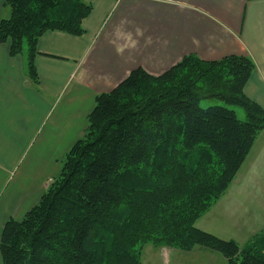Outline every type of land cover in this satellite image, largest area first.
Wrapping results in <instances>:
<instances>
[{"label": "trees", "instance_id": "trees-1", "mask_svg": "<svg viewBox=\"0 0 264 264\" xmlns=\"http://www.w3.org/2000/svg\"><path fill=\"white\" fill-rule=\"evenodd\" d=\"M0 43L25 53L37 83L36 43L47 31L82 36L83 0H5ZM246 56L203 61L194 55L159 75L138 67L95 96L83 134L65 153L38 202L0 233L2 264H143L147 244L202 248L224 264H264V228L243 245L195 224L234 179L264 128V109L244 86ZM204 99L239 107L201 108Z\"/></svg>", "mask_w": 264, "mask_h": 264}, {"label": "crops", "instance_id": "crops-1", "mask_svg": "<svg viewBox=\"0 0 264 264\" xmlns=\"http://www.w3.org/2000/svg\"><path fill=\"white\" fill-rule=\"evenodd\" d=\"M83 1L91 11L82 36L47 31L38 38L36 84L27 76L25 53L10 56L9 44L0 43V233L8 219L20 220L38 202L57 175L86 128L95 96L135 68L159 75L187 55L203 61L246 56L254 69L243 92L264 109V0ZM4 2L0 19L9 15ZM196 225L239 245L264 228V128ZM181 252L163 254L170 260ZM185 253L225 263L204 249Z\"/></svg>", "mask_w": 264, "mask_h": 264}, {"label": "rangeland", "instance_id": "rangeland-1", "mask_svg": "<svg viewBox=\"0 0 264 264\" xmlns=\"http://www.w3.org/2000/svg\"><path fill=\"white\" fill-rule=\"evenodd\" d=\"M23 51L26 53V46H24ZM199 106L201 108H207L210 106H225L228 109L234 110L236 112L237 117L240 120L244 119V114L239 107L228 106L224 102L219 101L217 99L201 100L199 102ZM29 151H30V149L27 151V153ZM228 220H230V219H228ZM231 221L232 220H230V222ZM230 222H229V226L232 228L233 232L238 234L239 232L237 231V226L234 224L230 225ZM232 237L235 238L236 236H234V234H232ZM246 242H244L243 244H245ZM243 244H241V245H243ZM170 249L178 250V249L170 248V247H158V248H156V247H153L151 244H147L142 250L141 260H142L143 264H217L215 261H209V260L205 259V257H203L202 255H198V254H194V253H185V252L179 253L180 256L177 257V259L172 256L171 259L169 260V256L165 257L163 253L165 252V250H170ZM200 249H202V248H199V250ZM161 250H163L162 251L163 253L160 252ZM178 251H180V250H178Z\"/></svg>", "mask_w": 264, "mask_h": 264}]
</instances>
